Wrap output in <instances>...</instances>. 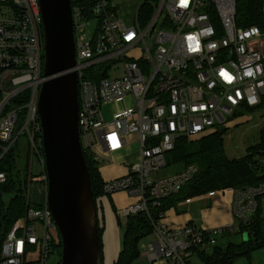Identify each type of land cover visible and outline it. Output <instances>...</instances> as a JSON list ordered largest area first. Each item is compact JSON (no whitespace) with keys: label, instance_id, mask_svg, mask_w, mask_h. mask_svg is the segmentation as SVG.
<instances>
[{"label":"built area","instance_id":"1","mask_svg":"<svg viewBox=\"0 0 264 264\" xmlns=\"http://www.w3.org/2000/svg\"><path fill=\"white\" fill-rule=\"evenodd\" d=\"M262 4L264 16V0ZM70 7L82 150L100 166L131 143L140 145L137 161L127 166L124 175L104 181L97 201L124 192L132 201L117 208L118 219L149 214V204L160 206L198 170L196 164H189L157 175L167 166L165 154L176 140L205 137L224 128L228 118L245 106L261 102L264 30L238 24L236 0H143L130 25L120 17L118 0H70ZM93 19L96 26L87 35ZM41 32L39 0H0V160L22 133L31 154L26 209L1 244L0 264L61 262V240L51 212L45 202L31 203L28 196L32 181H43L46 189L37 108L43 81ZM107 105L115 107L108 119ZM33 159L42 168L39 175L32 172ZM5 180V172L0 171V184ZM263 193L260 185L223 187L199 195L231 194L235 221L222 227L177 225L167 222V211L160 213L152 220L141 260L202 264L199 254L210 253L224 232L248 223L258 206L257 196Z\"/></svg>","mask_w":264,"mask_h":264},{"label":"trees","instance_id":"2","mask_svg":"<svg viewBox=\"0 0 264 264\" xmlns=\"http://www.w3.org/2000/svg\"><path fill=\"white\" fill-rule=\"evenodd\" d=\"M236 5L239 25H257L261 30H264L262 0H236ZM145 9L149 11V7ZM254 109L264 110V95L259 105L245 106L242 111L235 115ZM225 129L221 128L193 141H188L185 138L176 140L174 147L165 154L166 164L178 170L189 164H196L198 170L194 174V178L183 185L178 193L170 194L163 199L160 206L152 207L149 204V214L140 212L127 217L122 234L121 250L113 264H133L139 256L138 241L152 232V220L158 219L160 213L171 208L177 209V205L184 199L193 198L206 194L209 190L223 187H231L237 190L264 186V168L256 158L257 156L264 158V130L260 132V141L250 145L244 155L229 158L224 148ZM15 151L16 148H11L0 160V171L5 172L6 175L5 182L0 184V249L13 223L24 214L26 209L25 180L27 179L29 162L26 156L24 166L21 167ZM83 153L90 174L93 197L97 202L103 193L104 180L98 164L85 151ZM20 175H24V180ZM263 198L264 193L257 196L258 206L248 223H240L237 231L224 232L223 235L224 237L239 232L247 234V239L239 242L231 239L224 243L218 242L210 253L199 254L202 264H230L241 255L250 257L256 248H264ZM97 228L103 264V228L99 218Z\"/></svg>","mask_w":264,"mask_h":264},{"label":"water","instance_id":"3","mask_svg":"<svg viewBox=\"0 0 264 264\" xmlns=\"http://www.w3.org/2000/svg\"><path fill=\"white\" fill-rule=\"evenodd\" d=\"M43 81L38 95L45 203L61 240L60 264H102L98 208L78 130V76L70 0H39Z\"/></svg>","mask_w":264,"mask_h":264},{"label":"rangeland","instance_id":"4","mask_svg":"<svg viewBox=\"0 0 264 264\" xmlns=\"http://www.w3.org/2000/svg\"><path fill=\"white\" fill-rule=\"evenodd\" d=\"M143 0H118L119 4V14L120 17L125 21L126 24L130 25L133 23L134 14L141 4ZM96 26V20H90L85 32L87 35H91ZM115 109L113 105H107L104 108V116L106 119L110 117L111 112ZM229 120L225 123L224 128H226V132L224 135V148L225 153L229 158L240 157L245 154L250 145L255 144L260 141L261 131L264 130V110L263 109H254L253 111H249L243 114L235 115V117L228 118ZM220 130V129H219ZM135 137V136H132ZM16 148L15 155H18L19 165L21 167L24 166L25 157L27 156L28 162L30 159V150L28 147V139L27 136L22 133L17 137L16 144L12 147ZM140 145L138 142H134L132 145L127 146L123 149H120L112 155L113 162H102L101 165V174L103 176L104 181H110L116 177H119L124 173V169L118 165L121 164H131L137 161L140 153ZM259 161V164H262V168H264V158L261 156L256 157ZM28 168V167H27ZM162 172H170L173 170L171 166H165L162 169ZM32 172L33 174H38L40 172V164L36 159L32 160ZM26 172L24 173V175ZM24 175H20L23 177ZM151 177V176H150ZM26 178V176H25ZM25 184L27 188L28 178L25 180ZM24 184V185H25ZM33 187L34 181L29 183V200L31 203H34L35 200L33 198ZM114 194V193H113ZM27 202V201H26ZM98 208V216L100 225L104 228L103 214L100 206V202L97 201ZM211 211V210H209ZM174 212H171V215H174ZM213 214H216L215 211ZM223 211H219L218 215H222ZM181 215V213L179 214ZM217 215V214H216ZM167 216V213H166ZM127 218H120L118 220L117 216L114 220V226L119 228V234L115 240H113V250L111 254L116 256L121 250V242H122V234L124 231V227L126 224ZM232 235L221 237L219 242L224 243L228 240H232L235 242H239L241 240L247 239V234L243 233H231ZM150 237L144 236L137 243L139 254H142L145 251V246L148 243ZM106 253V252H105ZM108 255H104L103 264H113L110 262ZM55 258V257H54ZM52 258L50 261L54 262ZM133 264H150L147 259L141 260V256L137 257ZM161 264V263H157ZM230 264H264V248H256L251 253L250 257L241 255L236 258Z\"/></svg>","mask_w":264,"mask_h":264},{"label":"crops","instance_id":"5","mask_svg":"<svg viewBox=\"0 0 264 264\" xmlns=\"http://www.w3.org/2000/svg\"><path fill=\"white\" fill-rule=\"evenodd\" d=\"M133 143H131L130 145H132ZM128 165L129 164L118 165L124 169V173L122 175L126 173ZM41 170L42 168L40 166V172ZM99 171L101 173V165L99 166ZM176 171L179 170L173 169L172 171L165 173L164 171L162 172V170H160L157 172V175H165L166 173H172ZM39 173L35 175H39ZM33 198L35 200V203L37 204L45 202V189L43 188V181L38 180L34 182ZM231 200V194H226L223 196L217 195L209 198L204 196H194L189 203L180 202L177 205V209H169L166 212V220L167 222H172L177 225H181L184 223H196L199 226L207 228L214 226L222 227L228 222L235 221L232 215ZM130 201H132V197L124 192H115L114 194L112 193L111 195L102 197L101 200H99L104 221V228L102 233L103 257L107 254L110 262H113V260L115 261L118 256V254L116 256L111 254L113 250V240H115L119 234V228L114 226V220L117 216L116 210L119 207L127 205ZM214 211L217 215L213 214ZM219 211H223V214L218 215ZM171 212H174L175 214L170 216ZM180 213L181 215H179Z\"/></svg>","mask_w":264,"mask_h":264}]
</instances>
